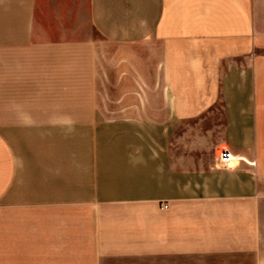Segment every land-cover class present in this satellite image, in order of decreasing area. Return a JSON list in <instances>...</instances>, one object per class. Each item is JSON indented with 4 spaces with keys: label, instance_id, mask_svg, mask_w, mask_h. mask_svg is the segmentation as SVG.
<instances>
[{
    "label": "crops",
    "instance_id": "obj_1",
    "mask_svg": "<svg viewBox=\"0 0 264 264\" xmlns=\"http://www.w3.org/2000/svg\"><path fill=\"white\" fill-rule=\"evenodd\" d=\"M0 264H264V0H0Z\"/></svg>",
    "mask_w": 264,
    "mask_h": 264
},
{
    "label": "built area",
    "instance_id": "obj_2",
    "mask_svg": "<svg viewBox=\"0 0 264 264\" xmlns=\"http://www.w3.org/2000/svg\"><path fill=\"white\" fill-rule=\"evenodd\" d=\"M219 162L221 164V167L223 168H229L234 162L236 161H246L250 165H255V161H248L246 158H243L241 156H236L233 154V152L229 149H223L219 154ZM163 208H168V205H165Z\"/></svg>",
    "mask_w": 264,
    "mask_h": 264
},
{
    "label": "rangeland",
    "instance_id": "obj_3",
    "mask_svg": "<svg viewBox=\"0 0 264 264\" xmlns=\"http://www.w3.org/2000/svg\"><path fill=\"white\" fill-rule=\"evenodd\" d=\"M7 252H10V253H7ZM1 256H2V262L5 260V258L14 257L12 251H3V250H1Z\"/></svg>",
    "mask_w": 264,
    "mask_h": 264
}]
</instances>
